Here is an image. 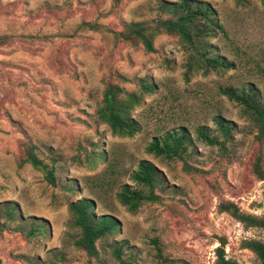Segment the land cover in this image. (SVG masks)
I'll return each mask as SVG.
<instances>
[{"label":"rangeland","instance_id":"1","mask_svg":"<svg viewBox=\"0 0 264 264\" xmlns=\"http://www.w3.org/2000/svg\"><path fill=\"white\" fill-rule=\"evenodd\" d=\"M195 1L215 11L227 37L217 30L209 43L234 68L186 78L189 52L179 37L155 35V52L146 53L115 36L130 22L152 33L175 17L179 0H0V264H214L213 234L227 239L226 258L258 264L240 243L263 240L262 231L244 228L218 204L264 213V181L253 169L260 158L264 172V143L220 89L252 83L264 95V3ZM140 80L155 89L133 113L141 129L118 137L97 118L103 90L114 83L136 91ZM216 116L231 126L223 148L194 130L205 126L222 141ZM183 126L192 137L188 170L146 151L153 136ZM27 145L53 165L55 186L22 162ZM141 160L160 171V201L131 213L116 195L124 184L135 187L131 173ZM81 198L117 222L93 258L74 246L79 230L68 205Z\"/></svg>","mask_w":264,"mask_h":264},{"label":"trees","instance_id":"2","mask_svg":"<svg viewBox=\"0 0 264 264\" xmlns=\"http://www.w3.org/2000/svg\"><path fill=\"white\" fill-rule=\"evenodd\" d=\"M236 2L245 5L246 0H236ZM262 2L264 3V0ZM172 7L174 8L171 11L175 17L159 21L152 33L147 32L144 23L130 22L125 26V30L116 33L115 36L123 42L140 43L146 53L155 52L153 47V36L155 35L165 33L179 37L189 52L185 71L186 78L198 71L207 74L211 70L234 68V63L228 61L226 57L218 55L216 47L209 43L217 30L223 37L227 36L224 28L215 18V11L208 4L195 0H179ZM261 73L264 77V70ZM120 79L125 81L122 77ZM153 90H155L154 86L144 80H140L137 90L132 92L125 91L118 84L108 83L105 85L100 106L96 111L97 118L108 126L112 134L130 138L141 129L139 121L133 116V113L141 105L143 97L152 93ZM220 94L242 107L244 114L256 129L255 139L264 143V95L252 83H246L235 89H220ZM214 121L220 137L223 138L222 141H219L217 136L210 135L209 129L205 126H198L194 130L202 142L223 148L225 142L231 138V126L220 116L214 117ZM191 143L192 137L186 127H174L153 136L146 151L166 162L181 161L183 169L188 170L185 155L188 148L191 147ZM34 150L33 145H27L22 162L42 171L46 182L55 186L56 178L53 165L40 160ZM253 169L257 178L264 181L260 158L255 162ZM158 176H160V171L151 162L139 161L136 169L131 173V181L135 187L132 188L130 185L124 184L116 195L120 205L127 211L135 213L145 203L159 202L160 196L155 192ZM68 208L72 224L79 230L74 246L83 251L88 258L95 257L97 255L96 242L115 231L117 227L115 218L109 214L97 216L94 213V201L88 198H81L74 203H69ZM8 211V214H11V211ZM218 212L228 214L246 229L255 228L262 231L263 240L244 239L240 246L242 249L252 252L258 264H264V213L261 216L244 213L229 201H220ZM215 255L214 264H238L236 261L226 258L224 250L220 247L216 248Z\"/></svg>","mask_w":264,"mask_h":264},{"label":"water","instance_id":"3","mask_svg":"<svg viewBox=\"0 0 264 264\" xmlns=\"http://www.w3.org/2000/svg\"><path fill=\"white\" fill-rule=\"evenodd\" d=\"M212 238L215 239L218 242L220 248L224 249V247L227 244V239L226 238L218 236L216 234H213Z\"/></svg>","mask_w":264,"mask_h":264}]
</instances>
